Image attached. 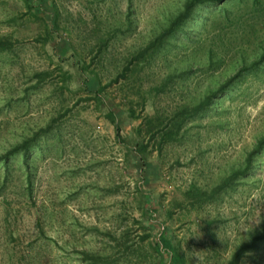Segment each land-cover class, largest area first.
<instances>
[{"label": "rangeland", "instance_id": "rangeland-1", "mask_svg": "<svg viewBox=\"0 0 264 264\" xmlns=\"http://www.w3.org/2000/svg\"><path fill=\"white\" fill-rule=\"evenodd\" d=\"M188 1L0 0V264H264V0Z\"/></svg>", "mask_w": 264, "mask_h": 264}, {"label": "trees", "instance_id": "trees-1", "mask_svg": "<svg viewBox=\"0 0 264 264\" xmlns=\"http://www.w3.org/2000/svg\"><path fill=\"white\" fill-rule=\"evenodd\" d=\"M208 1H216V0H189L186 3L185 9L183 12H181L172 22V24L168 27V29L165 31L166 34H172L173 32L177 31L179 27L186 21L188 18V14L190 11H192L193 7L196 4L205 3ZM2 42L0 41V49L3 48ZM264 59V50L262 51L261 55L257 60H254L250 65H248L245 68H241L236 74H234L223 86H224L231 80L238 79V77L241 75L243 70L251 71L256 70L259 63L262 62ZM198 109L196 111H202V107L200 108V105L197 107ZM118 129V126L116 127ZM30 146L28 143H23L21 145H17L13 147L11 150L7 151L3 155H0V161L3 162H9L11 158L17 153H23L25 155V158L28 157ZM155 213L154 209H149V215L150 217ZM251 247V243L242 246L233 256L232 260L229 262V264H237L239 261V257L241 254H243L247 248ZM156 252L160 255L161 261H166L165 264H185V258L184 256L176 249V247L172 244V242L165 237L163 231H160L158 233V242L155 245ZM93 262V261H92ZM99 261H94L92 264H98Z\"/></svg>", "mask_w": 264, "mask_h": 264}]
</instances>
